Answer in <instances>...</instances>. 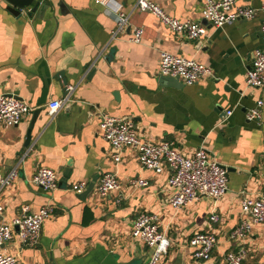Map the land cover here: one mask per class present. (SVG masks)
<instances>
[{"label": "crops", "instance_id": "1", "mask_svg": "<svg viewBox=\"0 0 264 264\" xmlns=\"http://www.w3.org/2000/svg\"><path fill=\"white\" fill-rule=\"evenodd\" d=\"M129 11L136 0H116ZM170 15L200 21L208 36L188 40L175 35L158 17L135 10L130 29L111 37L117 14L102 0H50L44 14L16 13L0 0V92L24 99L34 111L15 126L0 125V173L19 165V176L0 190V223L53 206L39 242L23 244L17 235L3 244L15 264H144L151 249L133 237L141 213H154L159 229L170 239L161 264H225L235 248L230 232L246 216L244 196L264 192V109L260 121L246 112L264 88L248 86L252 52L263 46L264 15L213 27L202 18V0H155ZM260 7L264 0H238ZM144 32L140 43L129 40L134 27ZM201 43V44H200ZM194 58L212 68L213 76L194 84L169 85L159 71L161 51ZM74 87L72 105L53 117L52 99L63 98ZM232 114L228 115V111ZM132 119L152 142L173 141L187 155L203 146L219 163L234 168L228 190L218 201L204 195L179 209L169 203L174 191L169 167L161 173L142 166L136 153L125 148L119 162L100 134V112ZM31 130V142L26 144ZM59 173V187L45 191L31 178L39 167ZM116 173L121 189L107 198L91 193L86 199L71 184L97 181ZM143 177L148 185L134 187L129 180ZM216 209L217 223L209 221ZM198 230L216 232L219 241L208 261L192 256L189 240ZM244 246L243 264H264V224H255Z\"/></svg>", "mask_w": 264, "mask_h": 264}, {"label": "built area", "instance_id": "2", "mask_svg": "<svg viewBox=\"0 0 264 264\" xmlns=\"http://www.w3.org/2000/svg\"><path fill=\"white\" fill-rule=\"evenodd\" d=\"M103 5L117 14L116 26L111 32L112 38H117L128 29L130 15L139 10L149 12L160 19L175 35L188 40H200L208 36L207 25L200 21L180 19L170 15L155 0H136L129 11L116 0H102ZM201 15L213 27H222L241 19H253L260 13L264 15V4L260 7L238 4V0H202ZM142 27H134L129 40L140 43L143 36ZM263 46L252 52L251 65L247 70L246 82L254 88H264V21L261 24ZM159 71L161 75L178 77L185 84H194L199 80L213 76L212 68L198 62L194 58L161 51ZM63 98L52 99L49 102L48 113L53 117L68 101H72L74 87L68 85ZM264 100L258 99L255 106L246 112L251 121H260L263 115ZM34 111L24 99L12 94L0 92V125L15 126L23 117ZM232 114V110L227 112ZM100 134L111 145V156L119 162L121 153L130 148L143 167L161 173L165 167L172 170L168 183L174 190L169 197V203L174 208H181L198 202L204 195L218 202L228 190V167L212 158L209 151L201 146L192 155L180 152L173 141L152 142L142 135L132 119H123L108 112H100ZM19 176V165L14 166L6 175L0 173V190L11 186ZM31 182L45 191H53L59 187V173L52 168L42 166L37 169ZM134 187L148 185L143 177L129 180ZM90 182L76 181L71 189L82 193ZM122 187L116 173H105L97 179L92 191L99 198H107L118 192ZM241 206L246 216L230 232L229 239L235 248L228 251L225 264H243L249 255L244 246L245 239L253 231L255 224H264V192L252 197L246 195L241 200ZM0 201V217L2 213ZM29 205L22 207V214L7 223H0V264H15L16 257L4 251L3 244L11 241L15 235L27 246H35L40 239L44 222L53 214V206H43L37 212H31ZM158 217L154 213H141L135 220L132 235L140 239L151 249V254L144 264H161L168 253L170 239L159 229ZM221 216L216 209L209 215V221L217 223ZM216 232L198 230L189 240L193 258L208 261L218 244Z\"/></svg>", "mask_w": 264, "mask_h": 264}, {"label": "water", "instance_id": "3", "mask_svg": "<svg viewBox=\"0 0 264 264\" xmlns=\"http://www.w3.org/2000/svg\"><path fill=\"white\" fill-rule=\"evenodd\" d=\"M10 3L9 8L13 10L16 13H21L22 10H29L27 13L31 16L32 14L36 13L38 16H41V14H44L45 10L49 7L50 5V0H7ZM130 29V26L128 27V30ZM201 44V43H200ZM162 82L165 84L169 85H183V81L179 79L178 77H172V76H167V75H162L161 77ZM72 101H68L67 104L65 105H72ZM39 109L35 110V115ZM31 142V130L28 132L27 139H26V144L29 145ZM235 170L234 168L228 167V171H233ZM229 174V173H228ZM94 181L89 184L87 189L81 193V198L86 199L89 196V193L92 191L94 187ZM122 264V263H120Z\"/></svg>", "mask_w": 264, "mask_h": 264}]
</instances>
